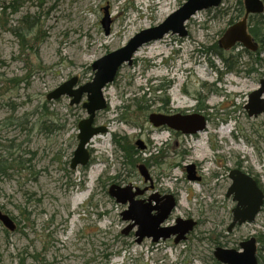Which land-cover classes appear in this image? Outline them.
<instances>
[{
  "label": "rangeland",
  "instance_id": "obj_1",
  "mask_svg": "<svg viewBox=\"0 0 264 264\" xmlns=\"http://www.w3.org/2000/svg\"><path fill=\"white\" fill-rule=\"evenodd\" d=\"M12 1L0 0V151L21 163L0 176V209L16 224L9 231L0 222V264H211L216 243L199 249L202 238L237 249L264 230L263 205L254 222L226 231L235 205L226 196L229 173L246 172L264 189V114L249 116L244 108L264 79V47L257 63L242 53L239 73L225 72L213 51L230 16L237 15L238 0L196 12L185 24L186 36L168 33L141 45L131 64L121 65L104 89L106 108L94 118L108 132L92 137L85 170L69 165L78 123L87 116L85 97L72 105L69 97L48 100L47 93L72 76L89 82L94 61L161 24L187 0H19L13 2L17 12L2 13L1 6ZM105 7L108 35L100 24ZM134 101L148 105L144 115L134 105L121 109ZM160 108L203 114L206 128L197 135L155 129L147 115ZM114 134L134 146L137 139L144 142L136 164L148 168L151 191L175 194L174 216L199 220L189 240L138 244L122 233L127 206L109 196V187L151 183L137 167L124 166ZM190 163H197L199 181L187 180Z\"/></svg>",
  "mask_w": 264,
  "mask_h": 264
},
{
  "label": "water",
  "instance_id": "obj_2",
  "mask_svg": "<svg viewBox=\"0 0 264 264\" xmlns=\"http://www.w3.org/2000/svg\"><path fill=\"white\" fill-rule=\"evenodd\" d=\"M222 1L187 0L181 7L168 15L161 24L141 30L138 34L131 37L125 46L110 51L94 61L90 65L93 70V76L89 82L79 83V79L76 76H72L47 93L46 99L48 100H55L61 96L69 97L70 104L72 105L79 104L82 97H85L82 107L86 111L87 116L80 119L78 123V144L72 152L73 155L69 164L71 169L87 165L91 157L87 147L92 137L108 132L105 125H96L94 118L98 112L106 108L107 100L104 97V89L114 81L121 65L124 63L130 65L133 60V54L141 45L153 40L162 39L168 33L172 35L177 34L180 38H183L187 35L185 24L189 18L193 17L198 11L215 8ZM243 7V18L228 25L218 39V46L220 48L227 50L240 44L246 50H257L258 43L254 41L248 31V15L263 13V0H243ZM103 13L104 15L100 19V24L102 25L104 34L108 35L111 19L106 7L103 8ZM244 108L249 116L264 114V79L260 80L258 88L251 91ZM147 119L153 127L167 126L172 130L180 131L184 135L196 134L199 131H203L207 124L206 116L200 113L181 114L177 112L165 115L155 111L149 113ZM135 141L138 148L141 150L145 149V144L142 140L137 139ZM137 168L144 182L151 180L150 172H148L143 163L138 164ZM194 169V163H190L185 167L187 180L198 181L200 179ZM229 178L232 182L226 189V196H231L232 201H235V206L231 210L232 219L227 227L228 231L236 224L241 225L246 222H254L264 203V191L259 187L257 180L251 175L241 170L233 169L229 173ZM144 191V188H140L139 186L133 187L132 185L121 187L112 184L109 187V196L113 197L115 202L127 206V209L121 212V217L123 221H129V223L122 230V233L127 235L131 229L137 227L134 235L136 237L135 241L138 244L144 238H151L153 242H157L161 239L174 236L175 244L184 240L187 234L195 227L196 220L181 217L176 219L173 226L164 227L161 224L171 215V211L176 206L174 195L172 193L165 195L164 201L156 206L149 205L152 200L157 201L158 195L156 194L150 195L144 204L143 200H135V197L141 195ZM153 210L156 211V215H151ZM0 222L9 231L15 229V222H13L10 215L1 210ZM257 246L255 236L251 235L246 240L240 241L237 249L216 246L212 255L221 264H258Z\"/></svg>",
  "mask_w": 264,
  "mask_h": 264
},
{
  "label": "trees",
  "instance_id": "obj_3",
  "mask_svg": "<svg viewBox=\"0 0 264 264\" xmlns=\"http://www.w3.org/2000/svg\"><path fill=\"white\" fill-rule=\"evenodd\" d=\"M17 1H19V0H13L7 6L2 5L1 6L2 7V10H1L2 13H5V10L8 8L10 10L12 9L13 13L17 12L18 11L17 5L16 6L13 5V2L17 3ZM263 5H264V0H263ZM216 7H218V6H216ZM215 8H208L207 10L215 9ZM236 10H237V15L235 17L230 16L229 25L235 23V20L237 19V17L243 16V14H244L243 0L237 1ZM224 14H227V12H225ZM248 31H249L251 37L254 39V41H256L258 43V48H257L258 50H256V51L246 50L241 46V49H238V52L236 54H232V55L226 57L224 55V49H222L218 46V41L213 46V51L215 53H217L216 55H219L221 60L224 62L225 72L229 71V72L239 73V71L241 70L240 66H242V64H243L240 61V57H241L242 53H245L248 57H252V60L254 63H257V61H259L258 55L260 54V51L264 47V14L263 13L258 14V15H256V14H249L248 15ZM17 34L20 37V33L18 32ZM236 47H238V46H236ZM252 70H253V66H251V65L249 67H247V69H245L246 72H250ZM11 81L16 82L17 80L14 78V79H11ZM158 88L161 89V87H158ZM133 105L135 108L134 109L135 112H137L139 115L140 114L144 115L146 113V111L148 110L147 104H144V105L139 104V102H137V101H134L133 104H131L130 106H128L127 104H122L121 109H124V111L129 112L130 108ZM199 108H201L202 110L204 109L202 107H199ZM125 117H126L125 118V120H126L128 116L126 115ZM126 121H128V120H126ZM112 142H114V146L116 148L115 150L118 152L117 155L120 154L119 157L121 158V162L124 164V166H125V164H127V165H129L128 167H130L132 170L136 169V167L138 165V164H136V161L140 160V158H141L140 155L136 156V154L138 152H140L137 149L138 146L137 145L134 146L133 144H131V142L128 141V139L125 135L120 137V136H116V134H114L113 138H112ZM3 151H5V150H3ZM20 163H21V161L18 158L13 157V155L11 153L2 154V151H0V176H7L8 170L13 168L14 166H18ZM89 163H90V161L87 163V165L82 166L81 170H85L88 167ZM69 164H70V162H69ZM263 205H264V203H263ZM263 205H262V207H263ZM262 207L260 208V210L262 209ZM12 220H13V218H12ZM15 226H16V224H15ZM226 231H227V228H226ZM254 236L256 238V242L259 245L258 249H257L258 264H264V230L258 231V233ZM215 240L213 241L214 244L216 243V244H219L223 247H226L220 241H215ZM205 243L207 244L208 240L205 241ZM208 257H209V259H213V262H211V264H219L217 262V260H215L214 256L212 257L209 254Z\"/></svg>",
  "mask_w": 264,
  "mask_h": 264
},
{
  "label": "flooded vegetation",
  "instance_id": "obj_4",
  "mask_svg": "<svg viewBox=\"0 0 264 264\" xmlns=\"http://www.w3.org/2000/svg\"><path fill=\"white\" fill-rule=\"evenodd\" d=\"M162 107H164V106H162ZM165 108V107H164ZM164 108H160V109H158L156 112H160V113H162V114H173V113H177V112H179V113H181V114H187V113H192V112H184V111H180V110H177V112H174V111H170V110H168V109H164ZM207 118V120H208V117H206ZM156 128H158V129H164V130H167V129H169V128H167V126H158V127H156ZM155 128V129H156ZM170 130V129H169ZM178 132H180V131H178ZM181 133V132H180ZM195 135H197V134H195ZM145 147H146V145H145ZM195 164V171H196V175H197V170H196V168H197V163H194ZM197 176H199V175H197ZM200 177V176H199ZM254 178V177H253ZM257 179V178H256ZM200 180V179H199ZM198 180V181H199ZM153 180H152V177H151V180H149V181H147V183H151L150 184V186H144V187H142V188H144L145 189V191L141 194V195H137V197H135V200H138V199H140V200H143V204L147 201V199H148V197L150 196V195H153V194H156V195H158L157 196V201L156 200H152L151 201V203L149 204V205H156V206H158L162 201H164V197H165V195H167V194H170V193H165L164 191H161V190H159V191H151V189L153 188ZM173 194V193H172ZM174 195V197H175V202H176V206H175V208L171 211V215L161 224V225H163L164 227H171V226H173L174 224H175V221H176V219L177 218H179V216H174V210L176 209V207H177V205H178V203H177V197H176V195L175 194H173ZM230 197V196H229ZM231 200H232V198H231ZM235 206V205H234ZM232 210V209H231ZM151 215H156V211L155 210H153L152 212H151ZM183 218H193V217H191V216H183ZM231 219H232V215H231ZM230 219V220H231ZM198 225H200L199 224V220H196V225H195V227L193 228V230L198 226ZM237 226H240V225H235L230 231H228L227 230V233H230L231 231H233L234 229H236V227ZM136 228L137 227H134L133 229H131L130 231H129V235L130 236H135L134 234H135V230H136ZM192 230V231H193ZM192 232H189L188 234H187V236H186V238L184 239V241L185 240H189L190 239V235L189 234H191ZM145 239H147V238H145ZM144 239V240H145ZM206 240H208V243L210 244V245H214V243L209 239V238H205ZM148 240H150V239H148ZM161 241H169V242H174V236H172L171 238H167V239H161V240H159V241H157V242H153V244H159V243H161ZM215 241H217V240H215ZM219 241V240H218ZM208 243H207V245H206V243L203 241V239L201 240V247L199 246V249H203V250H205L207 247H208ZM216 246H221V245H219V244H215V246H214V248H213V250L215 249V247ZM223 247V246H222ZM213 250L211 251V253H210V255L213 257V255H212V253H213ZM215 260H217V259H215ZM210 261L211 262H213V259H210ZM219 264H221L219 261H217Z\"/></svg>",
  "mask_w": 264,
  "mask_h": 264
}]
</instances>
